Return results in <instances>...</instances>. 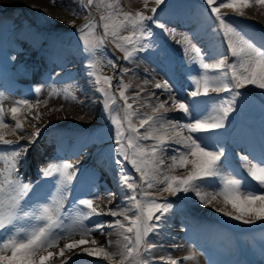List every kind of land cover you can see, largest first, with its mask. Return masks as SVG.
Masks as SVG:
<instances>
[{
	"label": "snow or ice",
	"instance_id": "snow-or-ice-1",
	"mask_svg": "<svg viewBox=\"0 0 264 264\" xmlns=\"http://www.w3.org/2000/svg\"><path fill=\"white\" fill-rule=\"evenodd\" d=\"M52 2L55 5L57 0ZM74 2L79 4L81 11H88L89 16L93 6L101 12L99 24L91 18L77 29L82 42L77 54L87 61L86 74L103 97L110 144L106 153L98 154V160L112 172L119 189L120 204L115 209L108 208L107 212L101 210L95 202L106 196L111 204L117 193L105 188L101 194L98 191L100 184L93 178L80 189L82 195L74 197L66 207L73 181L81 171L76 164L66 160L58 158L41 167V180L35 184L26 182L20 172L21 162L26 160L42 132L36 123L28 120V116L35 110L32 120L38 122L41 119L40 104L46 106L49 99L61 94L66 99L71 97L75 100L71 88L50 86L48 99L41 101L42 89L37 87L34 98L14 100L9 108L4 107L7 98L0 92V264H54V258H64L61 264H69L71 257L66 253L74 249H81L86 256L105 261L119 258L118 264H154L152 252L158 245L150 237L163 226L166 214L173 209L167 198H156L163 193L172 197L192 193L204 207H215L214 202L222 200L223 207H215V211L223 216L243 225L255 226L264 222V134L259 151L249 147L245 154L239 156L247 173L244 176L239 168L233 166L230 154L221 143L223 134L218 131L225 128L233 113L242 112L251 104L241 90L254 86L262 90L261 96H264V38L261 44H257L230 19L222 16L221 9H232L243 15L244 10L253 5L264 7V0H203L207 6L203 14L214 17L216 22L211 31L219 46L202 49L188 36L176 41L184 45L189 65L187 76L192 85L187 95L192 99L173 94L175 85L166 78L153 85L167 96L164 100L157 96L155 106L150 102L151 97L156 96L155 92L150 94L148 101L141 100L139 91L129 97L126 93L131 86L122 78L118 84V95L123 105H119L112 91L114 77L103 75L101 69L105 62L107 66L117 67L114 60L106 57L104 48L107 42L123 53L124 61L128 62H134L138 53L156 47L151 25L169 31L155 19L164 0H155L156 7L151 9H148V0H144L145 10L152 15L143 11H124L120 0ZM68 9L73 15H79L71 5ZM98 27L102 28V35L97 34ZM169 34L175 38L174 32ZM229 54L233 58L231 63ZM128 71L123 69L121 76ZM210 93L227 95L210 96ZM142 107L150 108L151 114H141ZM120 112L123 116L119 115ZM169 112H179L182 116L168 117L166 114ZM6 117H10L11 122ZM134 119L139 120V126L133 123ZM25 123H29L34 131L26 132ZM142 128L144 133L140 132ZM18 133L23 135L16 141L7 138ZM25 138L27 143L20 144L19 140ZM97 139L103 140L105 135L102 133ZM144 141L152 143L145 146ZM166 154L171 161L169 164L164 159ZM125 162L138 174V180L126 170ZM165 167L167 171H164ZM178 169H185V174H172ZM41 181H48L50 190L43 199H38ZM104 215L123 217V221L93 220V217ZM105 228L118 230L121 243L115 252L109 250L111 241L99 244L94 236L95 233L108 235ZM261 232L264 233V229ZM261 239L264 241V235ZM89 243L93 247H81ZM260 251L264 255V242ZM197 255L193 251L180 259H173L171 255L161 259L166 264H181V261L187 264L195 261Z\"/></svg>",
	"mask_w": 264,
	"mask_h": 264
},
{
	"label": "bare ground",
	"instance_id": "bare-ground-1",
	"mask_svg": "<svg viewBox=\"0 0 264 264\" xmlns=\"http://www.w3.org/2000/svg\"><path fill=\"white\" fill-rule=\"evenodd\" d=\"M11 1V0H10ZM20 1H22V0H20ZM45 1H47V3H53L52 2V0H45ZM5 2H8V0H0V3H5ZM41 2V1H40ZM39 2V3H40ZM42 2H43V0H42ZM33 3H35V2H33ZM36 3H38V0H37V2ZM27 4V3H26ZM25 4V5H26ZM54 5V4H53ZM37 6V5H36ZM51 7V6H50ZM54 7L56 8V10H53V12H51V11H48L47 13L48 14H50L52 17H55L56 16V19L57 20H59V21H61V20H69V13H71V12H69V10H67V12H66V10L64 9V7H67V0H62V3L61 4H56V5H54ZM8 8H10V10L11 11H13V8H11V6L10 5H8ZM30 8V7H29ZM34 8V7H33ZM251 8L252 9H250V7L249 8H247V9H245L244 11H247V12H250V11H252V12H258L259 14H260V17H259V20H264V7H261V6H257V5H253V6H251ZM58 9V10H57ZM26 10L28 11V8H26ZM51 10V9H50ZM247 12H244V14L245 15H247V16H249V14L247 13ZM55 16H54V15ZM253 16V15H252ZM250 18H252L253 19V17H251V16H249ZM258 20V21H259ZM141 69L143 70V71H145V72H149L150 71V69L148 68V67H146L145 65L144 66H141ZM142 81L140 82V83H138V84H136L135 85V89H134V91L132 92V94L134 93V94H136L138 91L139 92H141V100H143V91L145 90V86L149 83V82H152V84H151V86H150V88H149V90H150V94L151 93H153V92H155L156 93V96H152L151 97V104L153 105V106H155V103H156V98H157V89H155L154 87H153V83H155V78H153V77H150L149 78V80H147L148 81V83L147 84H145L144 83V81L146 80H144V79H141ZM150 96V95H149ZM159 99H163L162 97H160ZM4 107L5 108H9L8 106H7V104H4ZM48 107H50V106H44V107H42V106H39V112L41 113V115H44V117H49V119H50V121H51V123H57L58 122V112L60 111V110H56V112L55 111H51L50 112V108H52V107H50L49 109H48ZM143 108V107H142ZM149 110H150V112H151V109L149 108ZM63 113H65V109H63V110H61ZM67 112V111H66ZM68 112H69V114L71 113L69 110H68ZM67 112V113H68ZM35 114H36V112H35V110H33V112L31 113V115H29L28 116V120L31 122V123H36V124H38V122L37 121H35V120H30V118L32 119V117L31 116H35ZM66 114V113H65ZM67 115V114H66ZM68 116V115H67ZM69 117V116H68ZM74 117V116H73ZM21 118V117H20ZM63 118V117H62ZM21 119H23V118H21ZM64 119V118H63ZM79 122V124H81L82 122H80V121H78ZM14 123V122H13ZM72 123H75V124H77L76 122H72ZM41 125V124H40ZM24 127H25V130H30L32 127H30L29 126V123H25V125H24ZM34 130V129H33ZM9 132H10V129L8 130ZM19 136H22L20 133H18L17 135H8V139H18V137ZM19 141H21L23 144H25V143H27V140H26V138L25 139H20ZM176 146H178V145H176ZM179 147V146H178ZM234 152V150H232V151H230V153H233ZM165 161H166V159H165ZM169 163H171V161L170 160H168L167 162H166V164H169ZM166 168V167H165ZM178 170H185V169H178ZM109 183H110V181H109ZM104 190H105V188H104V186L103 185H101L99 188H98V191L99 192H104ZM190 200H191V202L194 204V206H196V207H198L199 205H200V203H199V201L195 198V196H194V194H192L191 195V197H190ZM118 202V200L117 199H112V203L111 204H109V202H108V199H103V197H102V199H100L97 203H96V205H98L99 207H100V209L101 210H103V211H105V212H107V209L108 208H113V209H115L116 208V204L115 203H117ZM214 205H215V207H223V202H222V200L219 202V203H216V202H214ZM202 207V206H201ZM215 207H212V206H209V207H202L203 208V211L202 212H204V213H209V214H211V215H215V216H218V217H220L221 218V220H223V221H225V222H232L233 224L234 223H236V224H238V226L239 227H250V225H243V224H240V223H238V222H236V221H233V220H231L230 218H228V217H225V216H223L221 213H219V212H217V211H215ZM200 208V207H199ZM229 210H231V207L229 206ZM111 218V216L110 215H104V216H101V217H93V220H104V221H107V220H109ZM165 224H166V229H168L169 231H170V227H171V222L170 221H168V220H166V222H165ZM261 224H264V222H258L255 226H258V225H261ZM255 226H252V227H255ZM175 228V227H174ZM171 230L173 231V235L175 236V242L177 243V242H181V239H180V235H179V233H178V231L176 230V228H175V230H176V232H177V234H176V232L174 231V229L171 227ZM94 236H95V238L98 240V242H99V244H105V242H104V237H103V235H100L99 233H95L94 234ZM101 241V242H100ZM164 241V243H165V247L167 248L168 247V242H169V240H168V238L167 239H164L163 240ZM62 246V245H61ZM86 246L87 247H93L90 243L89 244H86ZM83 247H84V245H83ZM109 250L110 251H113V252H115V251H117L118 249L117 248H115L112 244H111V246H110V248H109ZM52 251H58V249H53ZM75 250H73L72 252H70L69 254H72L73 252H74ZM81 252V251H80ZM191 252V250L190 249H185L184 247H182V245H180L179 247H170V248H168L167 249V251H166V253H165V255H162V257H166V256H169V255H171L172 256V258L173 259H180V258H182L183 256H185V255H187V254H189ZM185 254V255H184ZM75 255V254H74ZM85 255V254H84ZM161 258V256L160 257H158V258H156V261H154L155 263L154 264H166V261L165 260H163V259H160ZM58 258H54V260H57ZM64 259V258H63ZM118 261H119V258H117L116 260H114V261H108L110 264H118ZM181 264H185V262H183V261H181ZM187 264H197V259L195 260V261H189V262H187Z\"/></svg>",
	"mask_w": 264,
	"mask_h": 264
},
{
	"label": "rangeland",
	"instance_id": "rangeland-1",
	"mask_svg": "<svg viewBox=\"0 0 264 264\" xmlns=\"http://www.w3.org/2000/svg\"><path fill=\"white\" fill-rule=\"evenodd\" d=\"M41 1V2H40ZM33 2H35V3H33ZM37 2V0H22V1H20V0H8V2L7 3H22V4H26V6H28V7H30V9H31V11L35 14V15H38L39 17H41L42 18V20L44 21V22H46L47 24L46 25H48V26H53V25H55V26H66V25H68V21H71L72 20V16H71V18L68 20V21H64L63 23H61L59 20H57V22L56 21H54L55 20V18H56V16H55V18L54 17H52L50 14H48L47 12L48 11H51V12H53V10H56V8L54 7V5L52 4V3H47V1H45V0H43V2H42V0H38V3H36ZM40 2V3H39ZM0 4H4V3H0ZM37 5V6H36ZM51 6V7H50ZM34 7V8H33ZM51 9V10H50ZM53 9V10H52ZM250 9H252L251 7H250ZM58 10V9H57ZM244 12H247V11H244ZM248 14H249V16H251V17H253V19L256 21V22H258V23H260V24H263L264 25V20H259V17H260V14L258 13V12H252V11H250V12H247ZM253 15V16H252ZM259 20V21H258ZM68 22V23H67ZM42 104V103H41ZM7 106L8 107H11L12 105H10V104H7ZM47 106V105H46ZM48 106H50V107H52V108H50V107H48V109L50 108V112L53 110V111H55L56 112V110H59L58 108V105L57 106H55V104H51L50 103V105H48ZM63 110V109H62ZM52 111V112H53ZM68 112V111H67ZM66 111H65V113L69 116H67V118H64V116H65V114L60 110L57 114H58V120H61V122L62 121H68V120H73V116H78V118L79 119H82L79 115H77L76 113H74V112H72V111H70L71 113L69 114V112L67 113ZM72 116V117H71ZM64 119H63V118ZM6 119L8 120V121H10V117H6ZM40 121V120H39ZM86 121V120H85ZM86 124V123H85ZM34 131V130H33ZM178 171V176L179 175H182V174H185V171L186 170H177ZM176 172V171H175ZM190 194H188V196H189ZM203 205H199L198 207H200L199 209L200 210H202L203 211ZM239 227V226H238ZM176 245H182V243L181 242H177L176 243ZM81 247H83V246H81ZM84 247H87L86 245H84ZM90 247V246H89ZM78 252H80L81 251V249H78L77 250ZM82 253V252H81ZM63 260V259H62ZM62 260H59L58 262H60V261H62ZM111 263V262H110Z\"/></svg>",
	"mask_w": 264,
	"mask_h": 264
}]
</instances>
